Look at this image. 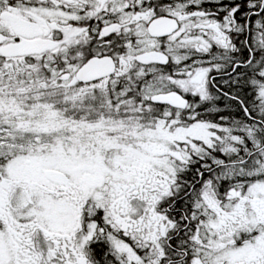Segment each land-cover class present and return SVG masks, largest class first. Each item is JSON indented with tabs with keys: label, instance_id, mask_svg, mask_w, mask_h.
Returning <instances> with one entry per match:
<instances>
[{
	"label": "snow or ice",
	"instance_id": "snow-or-ice-1",
	"mask_svg": "<svg viewBox=\"0 0 264 264\" xmlns=\"http://www.w3.org/2000/svg\"><path fill=\"white\" fill-rule=\"evenodd\" d=\"M0 264H264V0H0Z\"/></svg>",
	"mask_w": 264,
	"mask_h": 264
}]
</instances>
